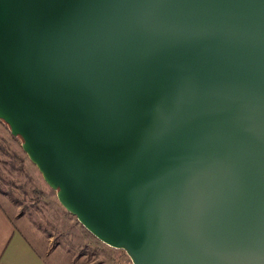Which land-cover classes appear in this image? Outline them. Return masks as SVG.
Returning <instances> with one entry per match:
<instances>
[{
  "label": "water",
  "instance_id": "water-1",
  "mask_svg": "<svg viewBox=\"0 0 264 264\" xmlns=\"http://www.w3.org/2000/svg\"><path fill=\"white\" fill-rule=\"evenodd\" d=\"M0 121L132 264H264V0H0Z\"/></svg>",
  "mask_w": 264,
  "mask_h": 264
},
{
  "label": "rangeland",
  "instance_id": "rangeland-1",
  "mask_svg": "<svg viewBox=\"0 0 264 264\" xmlns=\"http://www.w3.org/2000/svg\"><path fill=\"white\" fill-rule=\"evenodd\" d=\"M21 138L0 121V203L12 218L28 216L56 241L69 242L78 264H132L126 251L106 245L89 233L57 200L38 168L23 151Z\"/></svg>",
  "mask_w": 264,
  "mask_h": 264
},
{
  "label": "crops",
  "instance_id": "crops-1",
  "mask_svg": "<svg viewBox=\"0 0 264 264\" xmlns=\"http://www.w3.org/2000/svg\"><path fill=\"white\" fill-rule=\"evenodd\" d=\"M10 215L0 203V264H78L70 241H56L28 216Z\"/></svg>",
  "mask_w": 264,
  "mask_h": 264
}]
</instances>
